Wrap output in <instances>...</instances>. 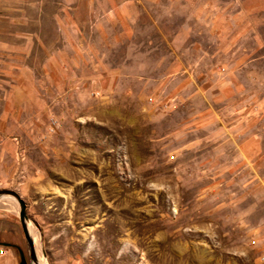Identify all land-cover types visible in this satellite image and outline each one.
<instances>
[{
	"label": "rangeland",
	"instance_id": "obj_1",
	"mask_svg": "<svg viewBox=\"0 0 264 264\" xmlns=\"http://www.w3.org/2000/svg\"><path fill=\"white\" fill-rule=\"evenodd\" d=\"M249 2L0 0L49 42L0 186L47 264H264V0ZM238 8L241 51L221 53ZM235 58L236 79L220 68ZM0 214L33 264L17 201Z\"/></svg>",
	"mask_w": 264,
	"mask_h": 264
},
{
	"label": "crops",
	"instance_id": "obj_2",
	"mask_svg": "<svg viewBox=\"0 0 264 264\" xmlns=\"http://www.w3.org/2000/svg\"><path fill=\"white\" fill-rule=\"evenodd\" d=\"M255 5L257 0H249ZM209 3V1H208ZM229 3V2H228ZM233 4L240 5V0H233ZM240 8L237 12L231 13L232 29L219 30L217 36L224 35L232 37L233 44L228 47L218 48L221 53H233L241 51L240 40L243 31L239 27L238 19ZM258 8L251 11V28L248 34L257 41L258 36ZM0 13V186L11 180L13 170V153L17 148L24 147V134H28L31 127L25 120L31 116L29 112L32 107L39 103V85L37 74L41 65L37 66L33 53L35 49L49 52V42H45L39 34L43 26L38 21L34 22L26 14L13 10ZM229 15V14H227ZM255 15V17H254ZM42 26V27H41ZM38 30V31H37ZM211 36L214 33L209 31ZM245 34V32H244ZM258 46L255 43L253 50L257 52ZM48 57V56H47ZM253 59L249 60V64ZM49 62L46 60L45 65ZM243 62L236 60L226 63L220 68L229 69L232 75L237 78V72ZM218 68V70L220 69ZM253 72L250 73L251 76ZM226 75V74H225ZM224 75V76H225ZM230 73L228 78L230 79ZM220 79V73H218ZM25 136V135H24ZM7 178V179H6ZM24 255L22 252L17 224L11 215L0 214V264H22Z\"/></svg>",
	"mask_w": 264,
	"mask_h": 264
},
{
	"label": "water",
	"instance_id": "obj_3",
	"mask_svg": "<svg viewBox=\"0 0 264 264\" xmlns=\"http://www.w3.org/2000/svg\"><path fill=\"white\" fill-rule=\"evenodd\" d=\"M3 194H6V195L13 197L17 201V203L19 204V215H18L19 216V222L21 225V229L23 232L25 242L27 244L29 260L31 263L37 262L35 246H34L32 237H31L29 230H28V227H27V216L25 213V204H24L23 200H21L19 195L14 191L5 190L3 193L0 192V198L3 196Z\"/></svg>",
	"mask_w": 264,
	"mask_h": 264
},
{
	"label": "bare ground",
	"instance_id": "obj_4",
	"mask_svg": "<svg viewBox=\"0 0 264 264\" xmlns=\"http://www.w3.org/2000/svg\"><path fill=\"white\" fill-rule=\"evenodd\" d=\"M27 227H28L29 233L31 235V231H33V230H30V227H29L28 223H27ZM31 237H32V240H33V243H34V246H35V252H36V257H37V262H32V263L33 264L34 263H36V264H47L45 257H44V259L42 257V252L40 250V247H39L36 239L33 236H31Z\"/></svg>",
	"mask_w": 264,
	"mask_h": 264
},
{
	"label": "trees",
	"instance_id": "obj_5",
	"mask_svg": "<svg viewBox=\"0 0 264 264\" xmlns=\"http://www.w3.org/2000/svg\"><path fill=\"white\" fill-rule=\"evenodd\" d=\"M22 264H24V262H22Z\"/></svg>",
	"mask_w": 264,
	"mask_h": 264
}]
</instances>
